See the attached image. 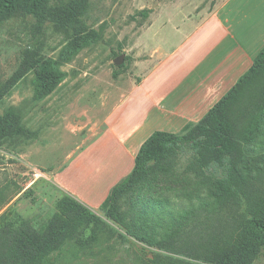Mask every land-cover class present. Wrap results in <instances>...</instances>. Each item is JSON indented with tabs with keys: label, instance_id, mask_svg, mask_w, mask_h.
<instances>
[{
	"label": "rangeland",
	"instance_id": "374dc122",
	"mask_svg": "<svg viewBox=\"0 0 264 264\" xmlns=\"http://www.w3.org/2000/svg\"><path fill=\"white\" fill-rule=\"evenodd\" d=\"M229 1L24 0L0 16V215L49 230V254L34 264H264V246L227 247L239 231L236 211L249 214L244 198L234 211L215 190L236 169L252 207L264 204V57L223 106L232 152L212 147L219 121L205 112L170 132L192 143L151 161L103 206L81 202L99 186L127 183L132 169L111 167L129 116L144 120L139 95L127 96Z\"/></svg>",
	"mask_w": 264,
	"mask_h": 264
},
{
	"label": "crops",
	"instance_id": "0c3cea01",
	"mask_svg": "<svg viewBox=\"0 0 264 264\" xmlns=\"http://www.w3.org/2000/svg\"><path fill=\"white\" fill-rule=\"evenodd\" d=\"M226 6L197 25L185 43L173 50V59L146 75L127 96L139 95L144 120H135V113L129 116L134 123L120 143L112 172L131 170L140 145L153 131L178 132L186 124L197 122L250 68L264 44V30L258 29L264 21V0H230ZM112 118H108V132L115 135L119 122ZM142 129L143 133L134 137ZM115 183L107 192L99 186L98 196L85 194L86 199L80 201L90 207L100 206ZM67 190L76 196L73 188Z\"/></svg>",
	"mask_w": 264,
	"mask_h": 264
},
{
	"label": "trees",
	"instance_id": "16d2710c",
	"mask_svg": "<svg viewBox=\"0 0 264 264\" xmlns=\"http://www.w3.org/2000/svg\"><path fill=\"white\" fill-rule=\"evenodd\" d=\"M21 1L24 0H0V16L10 13ZM263 57V51L260 50L253 59L254 64L256 60ZM254 64L247 72L252 71ZM242 80L240 78L231 90L206 113V117H213L219 121L210 140L214 149L224 153L232 152L234 146L226 135L230 130V124L222 110L224 105L235 100V91L243 82ZM189 143H192V140L185 135H175L162 130L153 131L140 145L134 157V164L127 183L116 190V186L112 187L102 206L115 197L122 188L138 182L146 173L151 161L163 157L169 149L175 146H184ZM244 182V176L233 169L228 172L226 177L218 179L215 183L218 202L230 204L234 211L240 207L242 198H244L246 207L242 210H246L249 215L236 211L239 215V231L237 235L227 237V247L237 252L245 249L255 250L264 246V204L252 207L251 191L248 187L243 186ZM59 216L63 218L62 215ZM109 216L118 220V215ZM33 224V220L17 217V215H0V264H34L49 254V230H36ZM51 225L50 223L49 226Z\"/></svg>",
	"mask_w": 264,
	"mask_h": 264
},
{
	"label": "water",
	"instance_id": "95a60500",
	"mask_svg": "<svg viewBox=\"0 0 264 264\" xmlns=\"http://www.w3.org/2000/svg\"><path fill=\"white\" fill-rule=\"evenodd\" d=\"M121 60H122V55L118 56V57L114 60V62H115L116 64H120V63H121Z\"/></svg>",
	"mask_w": 264,
	"mask_h": 264
}]
</instances>
